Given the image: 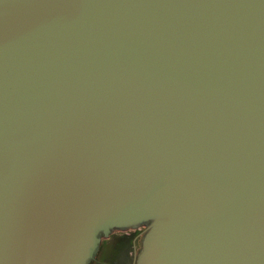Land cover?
Instances as JSON below:
<instances>
[{"label":"water","instance_id":"95a60500","mask_svg":"<svg viewBox=\"0 0 264 264\" xmlns=\"http://www.w3.org/2000/svg\"><path fill=\"white\" fill-rule=\"evenodd\" d=\"M264 264V0H0V264Z\"/></svg>","mask_w":264,"mask_h":264},{"label":"flooded vegetation","instance_id":"af4514ba","mask_svg":"<svg viewBox=\"0 0 264 264\" xmlns=\"http://www.w3.org/2000/svg\"><path fill=\"white\" fill-rule=\"evenodd\" d=\"M144 234V226L138 228L135 231L115 230L111 232L109 237L105 239V243H109L110 247L115 246L114 250L116 251L124 247L127 252L126 256L125 258H121L122 255L120 257H115L107 263L103 260L105 258H102L100 261L97 262V264H134L136 257L138 256V253L140 251L141 241ZM99 245H101V242ZM99 250L100 248L98 249V252H96L97 254H95L96 256H94L93 260L90 261L91 263L96 262Z\"/></svg>","mask_w":264,"mask_h":264},{"label":"rangeland","instance_id":"374dc122","mask_svg":"<svg viewBox=\"0 0 264 264\" xmlns=\"http://www.w3.org/2000/svg\"><path fill=\"white\" fill-rule=\"evenodd\" d=\"M99 248L100 250H99L96 262H92V263L89 262L88 264H97V262L100 261L102 258H105L103 260L106 263L109 262L111 259H114L115 257H120L121 255H122L121 258H125L126 253H127L124 247L120 248L117 251L114 250L115 246L110 247V244L105 243V240L101 241V245L98 246V249ZM98 249H97V252H98Z\"/></svg>","mask_w":264,"mask_h":264}]
</instances>
